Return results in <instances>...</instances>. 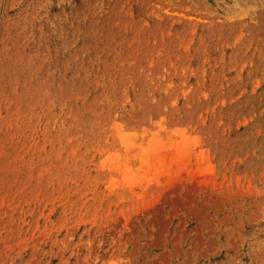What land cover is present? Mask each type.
Masks as SVG:
<instances>
[{"label":"rangeland","instance_id":"1","mask_svg":"<svg viewBox=\"0 0 264 264\" xmlns=\"http://www.w3.org/2000/svg\"><path fill=\"white\" fill-rule=\"evenodd\" d=\"M0 264H264V0H0Z\"/></svg>","mask_w":264,"mask_h":264}]
</instances>
